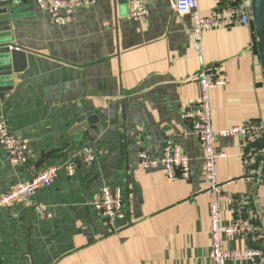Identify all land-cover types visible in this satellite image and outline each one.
<instances>
[{"label":"crops","instance_id":"0c3cea01","mask_svg":"<svg viewBox=\"0 0 264 264\" xmlns=\"http://www.w3.org/2000/svg\"><path fill=\"white\" fill-rule=\"evenodd\" d=\"M219 7L198 2L202 16ZM22 10L9 42L26 53L27 66L0 99V113L27 145V163L12 166L0 148V195L44 168L58 172L32 197L50 218L25 204L0 213V264H211L203 152L182 114L198 96L203 62L221 65L226 82L210 92L214 131L264 117L252 25L206 31L198 52L191 19L174 0H148L147 18L137 21L128 18L127 0H96L60 23L35 0ZM84 115L92 122L79 143L72 130ZM167 142L189 157V181L139 166L142 150L158 158ZM87 146L96 159L84 164L78 153ZM244 148L240 137L217 140L218 178L224 194L248 196L264 233V183L243 176ZM103 186L123 194L125 217L111 231L90 205ZM221 218L233 219L229 204ZM241 244L249 245L228 246Z\"/></svg>","mask_w":264,"mask_h":264},{"label":"built area","instance_id":"2783aa9c","mask_svg":"<svg viewBox=\"0 0 264 264\" xmlns=\"http://www.w3.org/2000/svg\"><path fill=\"white\" fill-rule=\"evenodd\" d=\"M96 0H35L36 7L49 14L55 23L73 20L76 10L92 6ZM199 0H174V8L179 15L191 19V36L194 47L200 52L202 34L206 31L228 29L234 26H251L249 0H219L220 7L212 9L207 15L198 12ZM128 18L137 21L148 16V0H127ZM196 75L198 96L190 104L182 118L191 124L192 135L199 142L203 152V180L207 183L208 220L210 247L208 259L211 264H264V233L259 218L254 215L248 203V196L230 197L223 192L219 181L217 162L224 156L217 150V140L225 137H240L245 144L241 156L243 176L261 185L264 183V117L248 120L225 130L214 131L212 128V107L210 92L226 85L220 73L221 65H205L203 62ZM0 148L14 167L27 163V145L7 129L3 115L0 113ZM78 158L84 164L96 159L90 147L82 148ZM139 166L143 170H160L170 181H189L191 178L190 159L179 148L165 143L161 156L152 157L146 150L138 156ZM69 176L73 175L75 163L65 166ZM57 167L42 169L27 182L17 183L0 195V213L16 204L34 207L40 217L50 218L44 206L34 205L32 197L40 188L51 186L57 176ZM229 204L233 219L223 221V207ZM94 213L103 226L111 231L115 223L124 219L125 209L122 190L118 187H101L90 203ZM234 240L241 247H229Z\"/></svg>","mask_w":264,"mask_h":264},{"label":"water","instance_id":"95a60500","mask_svg":"<svg viewBox=\"0 0 264 264\" xmlns=\"http://www.w3.org/2000/svg\"><path fill=\"white\" fill-rule=\"evenodd\" d=\"M29 0H0V99L11 90L13 77L26 69V53L10 42V22L23 12L22 7ZM250 21L253 28L255 49L259 59L262 84L264 87V0H249ZM81 116L76 121L72 134H78L79 143L84 139L83 130L92 119ZM89 118V119H88Z\"/></svg>","mask_w":264,"mask_h":264}]
</instances>
